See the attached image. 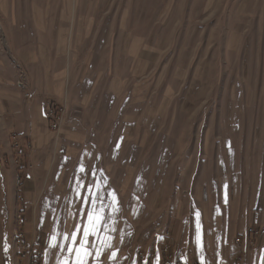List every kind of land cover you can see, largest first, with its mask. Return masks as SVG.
Instances as JSON below:
<instances>
[{
	"label": "rangeland",
	"instance_id": "rangeland-1",
	"mask_svg": "<svg viewBox=\"0 0 264 264\" xmlns=\"http://www.w3.org/2000/svg\"><path fill=\"white\" fill-rule=\"evenodd\" d=\"M0 60V78L10 76L0 84L3 103L10 96L30 110L39 97L45 111L49 99L65 107L57 131L43 116L51 129L43 148L0 124L3 225L12 206L36 225L42 197L66 219L62 208L74 202L76 184L108 185L122 190L126 214L146 206L139 225L152 220L153 232L160 227V249L137 252L143 264H170L165 244L185 264V242L189 264H228L220 253L230 224L237 247L250 228L260 235L248 234L249 250L259 247L264 0H0ZM38 69L51 79L60 75L61 99L55 86L32 81ZM48 156L63 177L53 188L46 179L51 165H40ZM176 226L181 246L173 240ZM212 239L221 240L218 255L208 249ZM16 243L19 264H26ZM3 253L0 235V264ZM245 261L246 253H233L232 264Z\"/></svg>",
	"mask_w": 264,
	"mask_h": 264
},
{
	"label": "crops",
	"instance_id": "crops-1",
	"mask_svg": "<svg viewBox=\"0 0 264 264\" xmlns=\"http://www.w3.org/2000/svg\"><path fill=\"white\" fill-rule=\"evenodd\" d=\"M36 59L40 61L37 57ZM2 65L3 62L0 60V71ZM31 78H33L32 81L38 86L44 84L55 86L53 90H56L57 97L61 99L63 92L61 86H63V80L60 79V75L51 79V76H45L40 69H38L34 77L32 76ZM8 83H10V76L8 74L3 75L0 78V84L5 85ZM1 97L2 96H0V98ZM44 103L45 99L42 100L39 97H35L31 103L32 108L28 110L20 99L17 101L8 96V101H6V103L0 100V117L2 116L3 118L0 120V124L8 130L14 128L26 138L32 139V142H34L37 147L43 148L50 137L48 134L50 126H47L48 121L46 123V121L42 119L44 115L46 117ZM11 109L15 112L12 115L9 114ZM5 110L8 113H4ZM30 113L33 114V116L38 114L40 117L39 122H32V120L28 121L27 117ZM43 132L45 134H42ZM13 142H15V140H13ZM41 164L45 167L48 165L52 167L51 172L46 175V179H48L52 188L57 184L59 185L58 182L63 177L62 173L59 172L61 169L58 162H51L48 156L46 160H41L40 165ZM97 174L98 173L94 176ZM111 174L116 180V174L114 173H101L99 174V178L101 175L104 179H106L107 176L110 179ZM89 175L90 172L86 173V176H88L86 180L91 182ZM82 176L84 177L83 174ZM76 177H78V173ZM107 187L108 185H104L103 187H99L98 185L97 188H93L88 184V187L81 186L79 189L76 184L73 194L74 202L62 208L63 214L66 213V219L63 218L64 216L59 217L61 208L55 203L52 204L50 201H46L45 197H42L41 203L36 205V225H32L30 219L25 217L26 237L30 242H35L37 249L40 248L43 250L44 257L42 264H143L137 256L140 246L142 249H145V251H157L160 249L164 239L161 231L157 230L160 229V227H156V231L153 232L152 220L139 225V219L141 220L146 206L144 205L142 208L135 206L136 209L130 210V213L133 214L130 216L129 213L126 214L127 211L123 206L121 199L122 190L119 188L113 190ZM244 189L242 193L244 197L248 198V196H250L249 193H246L248 186L245 185ZM42 190L41 187L40 192ZM76 191H78L77 194ZM260 193V204H258L260 210L258 212L257 224L264 229V179L262 178L260 181ZM85 197L87 199H85ZM247 198L245 199L247 200ZM247 203L246 201V204ZM13 207L14 206H12L11 210V220H6V224H2V215L0 216V235L4 252L2 264H19L20 262L19 256L17 255L19 253V248L16 243V215L22 209L19 208L14 215ZM89 213L92 214L91 220L89 219ZM19 216L22 215L19 213L18 217ZM241 220L242 222L240 223L243 224L245 228L246 220L244 218H241ZM231 226L233 225L230 224L228 227L229 231L226 232L227 248L220 253L224 258H222V261L232 264L233 253L241 251V254L246 253L245 264H264V235L260 240L259 247L249 250V236L246 229L245 232H243L244 234L240 233L238 235L242 237V244L239 245L240 247H237L234 243L235 237L231 236V230H234V226L233 228ZM85 228L88 230L87 237L84 236ZM179 231L181 230L176 226L172 230V233L173 240L176 238L177 240L175 241H179L181 246L182 241L179 239ZM73 233H76L75 240L72 239ZM220 241V239H212L210 243L208 241L210 244H208V249L211 253H217L218 255V252L221 250V247L219 248ZM184 247L186 252L183 250ZM183 248H180L182 258L185 264H189L188 257L191 251L188 242H185ZM207 258V256H201L200 260L206 261Z\"/></svg>",
	"mask_w": 264,
	"mask_h": 264
},
{
	"label": "built area",
	"instance_id": "built-area-1",
	"mask_svg": "<svg viewBox=\"0 0 264 264\" xmlns=\"http://www.w3.org/2000/svg\"><path fill=\"white\" fill-rule=\"evenodd\" d=\"M23 85V84H21ZM65 115V107L63 106H57L54 104L52 100H48L46 104V117L50 122V126L53 130H59L62 126L63 119ZM13 140H15V145L17 148L20 146V136L18 134L12 135ZM18 227H21L23 229V236H21L18 240L19 245L22 249V257L25 259L26 264H41L42 259V252L38 249H36V244L33 241L31 245H29L27 242V237L25 233V218L22 215V225H18ZM259 230L250 228L248 230L249 236H257L259 234ZM168 233V237H169ZM260 235V234H259ZM237 242L240 243L241 239L238 238ZM35 247V248H34ZM170 245H164L163 251L167 255L168 262L170 264H180V262L177 260V256L175 257L174 254H171V250L169 249ZM156 257V258H155ZM157 256H154L152 260H156Z\"/></svg>",
	"mask_w": 264,
	"mask_h": 264
},
{
	"label": "bare ground",
	"instance_id": "bare-ground-1",
	"mask_svg": "<svg viewBox=\"0 0 264 264\" xmlns=\"http://www.w3.org/2000/svg\"><path fill=\"white\" fill-rule=\"evenodd\" d=\"M14 145H15V142H14ZM14 148H17V146L15 145ZM18 225H22V216L18 217ZM18 228H19V230H18V233H17V239H20L21 236H23V229L21 227H18ZM20 248H21V246H20Z\"/></svg>",
	"mask_w": 264,
	"mask_h": 264
},
{
	"label": "snow or ice",
	"instance_id": "snow-or-ice-1",
	"mask_svg": "<svg viewBox=\"0 0 264 264\" xmlns=\"http://www.w3.org/2000/svg\"><path fill=\"white\" fill-rule=\"evenodd\" d=\"M85 199H87V198L85 197ZM91 218H92V214L89 213V219L91 220ZM84 236H85V237L88 236V230H87V228L84 229ZM66 238H67V237H66ZM72 239H73V240L76 239V233H73V234H72Z\"/></svg>",
	"mask_w": 264,
	"mask_h": 264
}]
</instances>
